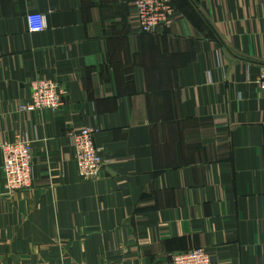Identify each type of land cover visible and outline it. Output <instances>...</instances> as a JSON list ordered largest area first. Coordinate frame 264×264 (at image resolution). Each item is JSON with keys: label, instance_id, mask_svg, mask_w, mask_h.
Wrapping results in <instances>:
<instances>
[{"label": "crops", "instance_id": "crops-1", "mask_svg": "<svg viewBox=\"0 0 264 264\" xmlns=\"http://www.w3.org/2000/svg\"><path fill=\"white\" fill-rule=\"evenodd\" d=\"M135 1L0 0V146L29 139L35 176L8 192L0 149V264H264V0H171L153 34ZM39 78L61 110L22 111ZM86 126L111 161L94 181L69 139Z\"/></svg>", "mask_w": 264, "mask_h": 264}, {"label": "built area", "instance_id": "built-area-1", "mask_svg": "<svg viewBox=\"0 0 264 264\" xmlns=\"http://www.w3.org/2000/svg\"><path fill=\"white\" fill-rule=\"evenodd\" d=\"M135 19L139 31L153 34L161 28H170L175 21V9L171 0H137L134 3ZM28 28L31 33L45 30V16L41 13L29 14ZM256 84L264 97V69ZM31 101L22 107V111L43 112L59 111L64 107L65 89L57 80L39 78L31 81ZM97 129L86 126L69 135L71 147L75 153L79 176L86 181L100 177L104 167L111 161L102 155L103 149L95 144ZM3 155L2 170L8 192L31 189L34 184V164L32 142L17 134L14 140L0 146ZM172 264H217L204 249H195L171 257ZM100 264H110L107 262Z\"/></svg>", "mask_w": 264, "mask_h": 264}]
</instances>
